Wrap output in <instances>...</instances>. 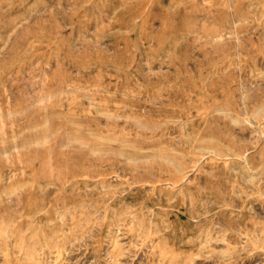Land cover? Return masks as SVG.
<instances>
[{
  "label": "rangeland",
  "instance_id": "obj_1",
  "mask_svg": "<svg viewBox=\"0 0 264 264\" xmlns=\"http://www.w3.org/2000/svg\"><path fill=\"white\" fill-rule=\"evenodd\" d=\"M263 136L264 0H0V264H264Z\"/></svg>",
  "mask_w": 264,
  "mask_h": 264
},
{
  "label": "bare ground",
  "instance_id": "obj_2",
  "mask_svg": "<svg viewBox=\"0 0 264 264\" xmlns=\"http://www.w3.org/2000/svg\"><path fill=\"white\" fill-rule=\"evenodd\" d=\"M243 37V36H242ZM264 137V136H263ZM243 147V146H242ZM245 156V155H244ZM214 157V156H213ZM244 161H245V159H244ZM154 190V189H153ZM154 236V235H153ZM224 242V241H223Z\"/></svg>",
  "mask_w": 264,
  "mask_h": 264
}]
</instances>
